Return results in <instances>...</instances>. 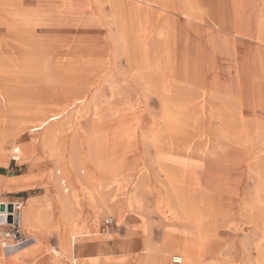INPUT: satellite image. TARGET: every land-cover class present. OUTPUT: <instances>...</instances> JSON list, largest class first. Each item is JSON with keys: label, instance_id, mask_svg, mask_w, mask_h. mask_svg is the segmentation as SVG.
Masks as SVG:
<instances>
[{"label": "bare ground", "instance_id": "1", "mask_svg": "<svg viewBox=\"0 0 264 264\" xmlns=\"http://www.w3.org/2000/svg\"><path fill=\"white\" fill-rule=\"evenodd\" d=\"M70 1L35 0L34 6L25 5L26 7H21L19 10L23 19L20 20L21 23L19 22L18 26L26 35L14 37L13 48L17 51L7 56L9 60L2 59L3 57L0 59V110H2V116L9 114V118L17 124L14 128V138L28 132V134H32V144L40 140L46 146L52 140L56 141L59 131L57 128H52L50 124L60 120L72 109L80 108L88 100L91 93V81L102 76L107 70L105 59L108 55V48L113 49L114 44L117 43L120 44L119 49H121L127 66L138 77L137 82L142 87V97L140 98L142 102L146 103L148 95L153 102L164 108L165 113H168L169 110H173V112L176 110L174 113L178 114V110L183 106L237 103L236 96L237 99L239 97L246 100L247 103L256 102L254 99L256 93L257 102H264V91L259 92L260 89H264V20L258 19L254 27L251 8H244L245 14L241 15L237 2H233L232 6L228 8L230 13L233 11L232 17L228 11L222 9L223 7L216 8L218 18L212 24L217 31L225 34V41L217 49L213 44L208 45L209 58L198 53L196 57L202 58V60L180 62L176 57L174 58L172 48L166 45L167 28H169L166 22L169 21V18L162 15L167 10L178 12V8L175 9L171 5H167L164 0H140V2L138 0H72L73 5L69 4ZM225 1H222L223 5H225ZM261 1L264 4V0L258 2ZM203 2L205 5H211L213 0H203ZM222 2L219 1V5H222ZM68 4L69 6H67ZM142 5L144 6L142 7ZM151 5L160 11L155 14L157 28L153 27L146 13V9ZM105 6L111 15L110 25L114 27L115 33L117 32L116 39L109 36L106 41L101 38V32L96 27L98 24L96 16L104 15ZM41 9L42 11L48 9L49 13H58L61 16L40 19L38 13ZM43 13L45 12L43 11ZM182 15L192 23L203 22V19L199 18L194 10ZM12 17L15 20V15ZM149 28H151L150 31ZM236 36L241 41L235 40ZM229 37H231L230 42L227 41ZM248 39H252L253 44L250 41L246 43ZM159 40H162L159 47L152 44ZM232 43H237L239 48L237 49ZM105 46L106 48H103ZM217 50H220L219 53L225 57L223 62L217 61L218 57L216 56L218 55L214 54ZM224 62L229 65L224 66ZM39 80L42 82H38ZM12 83H16V85H10ZM10 86H13L17 92L12 94L9 90L12 89ZM244 91L251 92L253 99L250 101L245 99ZM19 92L24 93L25 96H34L36 99H31L29 104L21 103L17 100L18 96H21ZM248 95L250 96V94ZM113 105L114 103L107 101L105 103L106 111L114 110ZM139 105L136 103L127 109H138ZM245 107L244 103L238 105V112L241 116L246 112ZM262 111H264V106ZM37 114L50 115L35 120L30 117ZM226 115L223 110L216 122V124H222L215 126L214 122L210 129L211 133L219 135L220 132L228 129L225 118L219 123ZM178 120L175 126L176 134L181 133L183 127L187 130V124ZM243 128L247 130L245 124ZM111 130L114 150H123L118 148L121 146L120 136L127 137L128 142L131 143L128 145L125 160L127 161L129 156L132 153L134 155L136 151L135 129L132 125H118ZM159 135L158 129L150 126L139 134L143 140L145 139L149 143L150 148L154 149L155 165L158 166L160 172L164 173L166 179V184L152 189L155 192L154 205L158 208V214L163 219L170 218L177 221H175V225L172 224L171 233L165 232L167 234L165 240L169 241H166V244L172 245L171 252L180 254L183 264H224L219 263L217 257L219 248L217 249L216 242L213 240L226 228V225L223 224L224 221H220L224 218L221 216L224 215V212L220 207L231 206L234 211L236 207L240 209L242 207L241 200L246 196V192L239 193L236 188L232 187L229 179L217 173L216 176L210 177V181L215 185L214 193L200 197L199 203L196 205L192 199V193L195 191L194 182H196L193 177L195 172H192V167L195 168L193 161H184L181 158L179 164L176 165L165 162L164 158L168 160L169 156L164 155V145H168ZM251 144L252 142L249 145ZM257 149L254 152L255 155L249 158L251 164H255L254 170L260 179L264 178V160L261 158L264 156V141ZM22 150H25L24 147ZM21 151L15 150L17 153ZM71 152L73 153L70 154L69 162L66 164L71 173L64 171V175L70 176L71 188H76L74 193L79 196L82 194L81 190L83 191L84 188L86 190L88 186L87 179H85L86 176L80 177L75 173L77 166L82 164L76 151L72 150ZM58 163L61 165L63 161L59 160ZM174 166L180 168L177 171L169 170ZM57 174H61V171ZM62 181L64 184L66 183V181ZM114 181H116L115 178L111 177L108 179V184H113ZM92 192L98 200V193L94 190ZM56 193L54 199L56 208L66 211L67 222H75L72 203L75 194L65 196L59 192ZM135 195L130 197L131 206L138 209L136 212L138 217H143L139 212L141 198ZM101 205L107 206V203L104 202ZM242 208V212H247L241 215L242 221L254 225L256 232L263 234V218L255 216L253 213H256L258 206L251 205ZM31 209V202H26L22 210V221L23 223L29 222L30 226H35ZM175 231H180L181 234L178 235L174 233ZM65 232L62 239L65 240V244L61 246L63 252L74 250L76 241L93 236V233H81L74 229L69 233L65 228ZM26 242L27 239L22 244ZM22 244L5 245L0 248H15ZM165 249L160 248L155 252L153 264H168L162 257V252ZM51 253L54 258L62 256L61 251L55 248L51 249ZM257 254L258 264H264V245L258 249ZM76 262L75 258L71 260V264H76Z\"/></svg>", "mask_w": 264, "mask_h": 264}, {"label": "rangeland", "instance_id": "2", "mask_svg": "<svg viewBox=\"0 0 264 264\" xmlns=\"http://www.w3.org/2000/svg\"><path fill=\"white\" fill-rule=\"evenodd\" d=\"M73 1L71 0L69 4L73 5ZM164 1L167 5H169L168 3H178V6L180 7L182 0ZM219 1L222 2L223 0H215L213 3L211 2V5L202 6V3L199 0H196L194 1V7L193 2L188 0L187 6L189 8L187 9L190 11H196L199 18L203 19V22L212 24L218 18V11L217 13L216 11L207 13L205 10H212L216 7L217 9H220V7H223L222 9L230 13V10L228 9L229 6H232L233 2H237L239 10H241V15L245 14L244 8L248 7L251 8L254 16L253 9L256 4L259 3V0H226L225 5H223V2L222 5H219ZM34 3L35 0H14L13 15L16 17L14 32L18 36L26 35L18 26L20 20L23 19L20 16L19 10L25 5L28 7L30 5L34 6ZM69 4L67 6H69ZM148 9H152V13H155L157 8L155 9V7H153ZM43 11L45 13H43ZM43 11L41 9L38 13V18L50 19L52 17H59V15L61 16V14L58 13H49L48 9H43ZM108 11L107 6H105L104 15L100 17L96 16L98 18L96 19L98 23L96 27L100 30V36L104 41H106L109 36H113L115 39L117 38V32L115 33L114 27L110 25L111 15ZM148 13H150V11ZM230 14L232 17L233 11H231ZM149 17L152 21L155 19L151 14ZM180 18L179 22L182 23L183 18ZM166 25H171V23L167 21ZM177 45L182 46L183 43L178 41ZM119 46L120 44L117 43L114 44L113 49L108 48V55L105 59L107 70L102 76L97 77L95 79L96 81H91V93L89 94L88 100L80 106L81 109H72V111L63 115L60 120H56L50 124L52 128H57L59 131L58 139H55L56 141L52 140L46 146H44L40 140H37L35 144H32V134H28V132L19 134L18 137L14 138V128H16L15 125L17 124L9 118V114L8 116L0 117V175L8 179L10 176L27 174L31 170L35 160H38L40 165L36 166L33 170L42 171L49 169L50 166L43 163L41 158L42 154L40 150H42V153L46 155V158L55 165L56 173L54 170L47 173L49 179H54L57 182L60 178L61 181H66L65 185L69 187V194H65V196L75 194L72 202L75 211V222H67L65 219L66 211L59 208L57 210L58 216L55 220V215H52L51 217L48 214V205H44V210H47L48 212L43 214L40 209L33 205L35 199L30 198L27 202H31L32 204L31 212L32 217L35 220V226H30L29 222L23 223L22 221V210L24 208L22 205L21 230L23 232V239L26 240L32 238L36 243L29 248L37 249L39 251L41 248L40 246L43 244L41 239H47L48 236L52 235H55L58 241V249L57 241L52 239L49 241V244L52 247H45V249L40 251L34 259L45 253V255H50V264H71V260L75 258V250L76 255L79 257H107L100 260L97 258L89 259L86 262L75 258L77 259L76 264H153L156 256L155 252L160 248H166L164 252H162V257L166 259L165 261H167L168 264H170V257L172 255H180L177 252H171L173 247L168 243L167 245L166 241L168 240H165L166 233H171L172 224L175 225L176 220L174 221L170 218H164V220L161 215L158 214V208L155 207V203L153 202L155 192L152 189L157 188L159 185L166 184V179L164 173L160 172L158 166L155 165V162L154 165L151 163L154 161V149H151L149 143L139 136V134L143 133L149 126L158 129L160 138L168 145H164V155L169 156L168 160L164 158L165 162L175 163L176 165L179 164L181 158L184 161H193L195 168L192 167V172H195L193 177L194 180L196 179V182H194L195 191L192 193V199L196 205H198L200 197L205 194L214 193L215 185L210 181V177L216 176L217 173L222 174L224 178L231 181L232 187L236 188L239 193H242V191H244V193L246 192V196L241 200V206L244 208L251 205L258 206L256 213H253L255 216H261L264 223V178L259 179V177H257L255 173L256 170H254L255 164H251L249 158L252 157V155H255L254 152L258 150L257 148H259L260 144L264 141V111H262L264 102H257V93L254 95L256 102L247 103L246 100L239 97L237 99L236 96L235 99L237 103L197 105L193 107L183 106L182 109L178 110V114L174 113L176 110L174 112L173 110H169L168 113H165L166 111L164 108H161L158 103L153 102L148 95L146 96V103L142 102L140 99L142 97V87L137 82L138 77L132 72V69L127 66ZM103 48H106V46ZM4 49H6V47H4ZM14 51L16 52L17 50ZM223 64L224 66L229 65L227 63ZM38 82L41 83L42 81L39 80ZM10 85H16V83ZM10 88H12L9 89L12 94L13 92H17L13 86H10ZM262 91H264V89L259 90L260 93ZM246 93L247 92L244 91L245 99L247 98L249 101L253 99L251 92ZM248 94H250V96ZM20 95L21 96H18L17 100L24 104H29L31 99H36L34 96H25L24 93H20ZM107 101L114 103V110L106 111L105 103ZM136 103L140 104L137 106L138 109H127L129 106L135 105ZM241 103H244L246 106V112L242 116L238 112V105H241ZM223 110L224 114L226 115L227 113V115L223 118L221 117L222 119L219 123L225 118L228 129L226 128L220 132L219 135H214L211 133V126L214 122L215 126L222 124H216V122L218 120L217 118L221 116ZM45 115L50 114H37L30 117L35 120L39 117L44 118ZM176 118L182 121L183 124H187V130L183 127V131L176 134ZM244 124L246 125L247 130H244L243 128ZM118 125H132L135 129L134 136L136 138L135 147L137 152L135 151L134 155L132 153L123 164L122 162L127 158L128 145H131V143L128 142L127 137L120 136L121 146L118 148L123 150L116 151L112 148L113 138L111 137L112 135H110L112 133L111 129ZM250 142H252L251 145H249ZM21 146L26 147L25 150L27 152H21L19 160H16L14 159L15 155L13 149L21 148ZM72 150L76 151L82 164L77 167V172H79V174L82 172V176L87 172V174H85V179H87L88 186L86 190L85 188L83 191L81 190L82 194L79 196L74 193L76 188H71L70 176L64 175V171L70 172L66 164L69 162L70 154L73 153L71 152ZM263 157L264 156H261L262 160H264ZM59 160L63 161V164L58 165ZM85 165H91L92 168ZM122 165L130 169V171L127 170L123 176H121V174V177L119 176L117 179V184L119 183L118 185L121 188L127 187L126 189L137 191L138 195H143L144 191V201L146 204H143V201L140 199L139 207V212H141L143 217H138L139 215L136 214L138 209L131 206L130 197L134 196V193V195L121 194V201L118 202H116V199L112 196H110V198L106 197L108 196L106 193L112 186V184H108V179L114 177L116 171L118 169L121 170L120 166ZM146 166H149L150 169L138 172L137 168L141 167L145 169ZM179 168V166H174L169 170L177 171ZM59 171H61V174H57ZM59 189L62 191L60 185ZM55 190L56 188L53 187V185L45 183L43 187L39 185V187L35 189H28L21 192L4 191L0 194V200L1 202L20 201L21 198L24 199L30 196L39 195L45 193V191H47L49 197H53ZM92 190L98 193V200L93 195ZM57 192H59V190H57ZM61 194H63V192ZM147 198L148 200H146ZM98 202H100V204H98ZM104 202L107 203V206L101 205ZM113 202L115 210L117 211V221L112 208H108ZM85 204L86 206H84ZM99 206L100 208L108 209L100 215L97 226L98 233L96 234L95 240L89 242L87 241L88 239L82 238L79 240L80 242L76 241L78 243H75L76 247L74 250L63 252L61 246L65 244V240H62L66 233L65 228L68 229L69 233H71L73 229L81 233H93L84 232L82 228L86 219L83 207H88V210L91 211L90 214L96 215ZM242 207L240 209L236 207L235 211L231 206L220 207V209L223 210L222 212H224V215H221L224 218L220 221H224L223 224L226 225V228L224 229V232H220V234L213 239L216 242L215 246L217 249L219 248L217 251L219 263L258 264L257 251L264 245V233H257L254 225L246 224L242 221L241 215L247 213L242 212ZM130 212H134L136 215L132 213L121 228L117 227L116 223L118 222V224H122ZM107 217L113 218V229H111L109 233H101L99 226L103 219ZM142 223H145L146 229H143L144 227L142 226ZM23 225L27 226V230L30 231V236L26 237L22 228ZM174 233H177L178 235L181 234L180 231H175ZM220 235L222 236L220 237ZM54 247H56V250L61 251V257H53L51 249ZM179 249H181V247H179ZM20 251L22 250H16V252ZM45 259L46 257H42L36 264H43L42 262H44Z\"/></svg>", "mask_w": 264, "mask_h": 264}, {"label": "crops", "instance_id": "3", "mask_svg": "<svg viewBox=\"0 0 264 264\" xmlns=\"http://www.w3.org/2000/svg\"><path fill=\"white\" fill-rule=\"evenodd\" d=\"M138 1L140 2V0H138ZM187 1L188 0H182L180 7L178 6V3H176V4L168 3L169 5L174 7L175 9L178 8V12H172V11L167 10V11L162 13V15L166 16L167 18L169 17V23H171V25H168L169 28H167L168 32H167V37H166V45H167V47L172 48V50L174 52V58L176 57L177 61H180V62H193L195 59L202 60V58H197L196 54L201 53L203 55V57H208L209 56V52H208L209 46L208 45L213 44L217 49V47L220 46L223 41H225V34L221 31L220 32L217 31V29H215V26L213 24H209L208 22H202V23H199V22L195 23L194 22V23H192V22L188 21L187 19H185V17L182 14H184L185 12L186 13L190 12V10L187 9V8H189L187 6ZM191 1L194 4V1H196V0H191ZM199 1L202 3L203 6H205L203 0H199ZM214 1L215 0H213V2ZM13 4H14V0H0V59H1V57H3L2 59L5 58L6 60H9L7 58V56L10 55L11 53H14V48H13L14 37L17 34H15V32H14L15 31V28H14L15 20H14V17H12L13 16V6H14ZM143 6L144 5H142V7ZM194 7H195V4H194ZM210 7H212V6H210ZM149 8H153L152 5L149 6ZM216 8L212 9V10H205V11L207 13H212V12L217 10ZM253 10H254V16L252 19L253 20L252 25L255 27V22L258 19L262 18L264 20V4H263V2L261 1V2L257 3ZM149 11H150V13H148ZM152 11H153L152 9H150V10L148 8L146 9V13H147L148 17L151 14V16H153L155 18L153 21L150 20V22L152 23L154 28H157L158 23L155 22L156 21L155 14L157 12H160V11L158 9H156L155 13H152ZM179 16L183 18L182 23L179 22L181 19ZM174 17L175 18L177 17V18L175 19ZM149 19H150V17H149ZM171 26H172V29H171ZM150 30H151V28H149V31ZM150 36H152V33H150ZM205 39H206V41H205ZM228 39H227V41L230 42L231 37H229ZM234 39L237 40L238 42L241 41V39L237 36L234 37ZM161 41L162 40L154 41V43H152V44L159 47L160 46L159 43H161ZM178 41H181L183 43V45L182 46L177 45ZM232 41H233V39H232ZM248 41H250V43L253 44L252 39H248L246 41V43ZM233 45L236 46L237 49L239 48L237 43L233 44ZM4 47H6V49H4ZM219 51L220 50H217V52L214 54L218 55V56H216V57H218L217 61L223 62V60H225V57L223 55H221L219 53ZM0 89H1V82H0ZM2 115H3L2 110H0V117ZM23 147L24 146H21V148H14L13 149V153L15 155L14 159L19 160L21 152H23V151L27 152L26 150L21 151V149ZM25 148L26 147H24V149ZM17 149L20 150L21 152H19V153L15 152V150H17ZM41 154H42L41 158L43 160V163L48 164V166H50L49 169L42 170V171L41 170H33L34 168H36V166L40 165V162L38 160H35L36 162L34 161L31 170L27 174H22L20 176H10L8 179H6L0 175V194H2L4 191L21 192V191H26L28 189H35V188L39 187V185H41V187H43L45 183L51 184V185H53V187L56 188L55 194L53 195V197H49V195L47 194V191H45V193H41L39 195L30 196V197L24 198V199L21 198L20 201L23 202V206H24L30 198H34L35 201L33 202V205L36 208L40 209V211L43 214L47 213L49 211L48 214L51 217H52V215H55L54 219L56 220L57 216H58V211H57L58 208H56V206H55L54 197L57 195V193H56L57 190H59L60 193L63 192L64 195L69 194V187L67 185H65L63 183V181H61L60 178L58 179L57 182L54 179H49V176H47V173L49 171L51 172L53 170L56 173L55 165L52 162H50V160H48V158H46V155L43 154L42 151H41ZM153 160L154 161L151 162V163H153L152 165H154L155 157L153 158ZM125 162L126 161H123L122 164ZM151 163H150V166H151ZM78 166H80V165H78ZM85 166H87V167L90 166L92 168L91 165H85ZM120 167H121V170L118 169L116 171V173L118 175L116 173L114 175V178L116 181H114V183L110 187V190H108V192L106 193V194H108V196H106V195L105 196L109 197V198H110V196H112L116 199V202H118V201H121V194L125 193V195H126V194H133L134 193V194H136L135 196H139L141 198V200L143 201V204H146L144 201L145 200L144 191H143V195H138L137 191H134L133 189H126V188H121V187L117 186V179L119 178V176L121 174H122L121 176H123L127 170L130 171V169H128L124 165H122ZM122 167H123V170H122ZM137 169L139 172L142 170H148V169H150V167L146 166L145 169L141 168V167L137 168ZM75 173L77 175H79L80 177H84V176H86L85 174H87V172H86L84 174V176H82L81 174H83V173L80 172V174H79V172H77V168L75 170ZM92 173H93V170H92ZM58 183L61 186L62 191H60ZM123 191H124V193H123ZM146 200H148V198ZM8 202H10V201H8ZM3 203H7V202H1V200H0V205H2ZM44 205H48V209L46 208L48 211L44 210V208H43ZM84 206H86V204ZM144 206H146V205H144ZM110 207L114 211V215H115V218L117 221V211L115 210L114 202L108 206L109 209H110ZM108 208H106V209H108ZM83 209L85 210V214H86L85 218L86 219L83 223L82 228H83L84 232L85 231L86 232H93L92 237L85 238V239H88L87 241H89V242H93V240H95V238H96V234H97V230H98L97 226L99 223L100 215H101V213L106 211V209L100 208V206H99L98 213H96V215H94V214L91 215L90 214L91 211L88 210V207H85V208L83 207ZM132 213H134V212H130L128 214V217L126 218V220L122 224H118V222H117L116 226L121 228L122 225L125 224V222L128 220L129 216L132 215ZM105 219L112 220V223L109 227L104 226V220ZM113 225L114 224H113V218L112 217L104 218L103 221L101 222V225L99 226L101 233H109L111 231V229H113V227H112ZM142 226L144 227L143 229H146L145 223H142ZM22 228L25 232L26 237L30 236V231L27 230V226L23 225ZM162 238H163V236H162ZM52 239L57 241V237L55 235L48 236L47 239L42 238L41 240H42L43 244H42V246H40L41 248L39 251L37 249L29 248L30 246H33L36 244L32 238H28L27 242L22 244V246H19V247L5 248V249L1 248L0 249V264H36L37 262H39L41 260L42 257H44V258L46 257L44 262H42L43 264H50L51 262H50V255L49 254L45 255V253H43L36 259H34V257L37 254H39L40 251L44 250L45 247L51 246L49 244V241H51ZM78 242H80V241H78ZM78 242H76V243H78ZM54 248H56V247H54ZM57 249H58V241H57ZM16 250H22V251L16 252ZM74 256L78 260H82V261L84 260L85 262L89 259H94V258H97L98 260L103 259V258H107V257H97V256L86 257V258L79 257L76 255L75 250H74ZM172 256H175V255H172ZM178 256H180V255H178ZM171 257H170V259H171ZM170 264H172L171 261H170Z\"/></svg>", "mask_w": 264, "mask_h": 264}, {"label": "built area", "instance_id": "4", "mask_svg": "<svg viewBox=\"0 0 264 264\" xmlns=\"http://www.w3.org/2000/svg\"><path fill=\"white\" fill-rule=\"evenodd\" d=\"M23 202L14 201L3 203L0 211V245L17 246L24 242L21 230V209ZM1 206V205H0ZM10 206V210L8 207ZM10 218V221H9ZM112 220L105 219L104 226L109 227ZM172 264H183L182 257L175 255L170 259Z\"/></svg>", "mask_w": 264, "mask_h": 264}, {"label": "water", "instance_id": "5", "mask_svg": "<svg viewBox=\"0 0 264 264\" xmlns=\"http://www.w3.org/2000/svg\"><path fill=\"white\" fill-rule=\"evenodd\" d=\"M3 210V206L1 205L0 206V211H2ZM8 210H10V206L8 207ZM9 221H10V218H9Z\"/></svg>", "mask_w": 264, "mask_h": 264}]
</instances>
